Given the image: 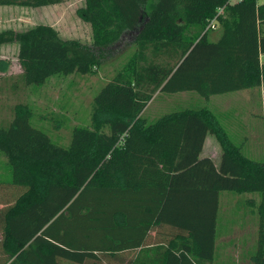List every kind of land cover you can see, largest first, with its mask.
I'll use <instances>...</instances> for the list:
<instances>
[{
  "label": "trees",
  "instance_id": "obj_1",
  "mask_svg": "<svg viewBox=\"0 0 264 264\" xmlns=\"http://www.w3.org/2000/svg\"><path fill=\"white\" fill-rule=\"evenodd\" d=\"M79 12L91 46L49 24L0 30V45L17 44L21 80L38 85L94 72L104 48L135 34L133 52L93 96L90 124L74 125L67 146L32 126L28 109L0 123L9 174L0 183L21 187L0 208V264H215L217 238L234 222H220L221 191L257 195L247 200L257 223L249 259L264 264V155L250 157L205 105L260 88L264 123V0H84ZM182 91L204 104L143 116L157 93ZM207 134L220 147L217 165L200 156Z\"/></svg>",
  "mask_w": 264,
  "mask_h": 264
},
{
  "label": "rangeland",
  "instance_id": "obj_2",
  "mask_svg": "<svg viewBox=\"0 0 264 264\" xmlns=\"http://www.w3.org/2000/svg\"><path fill=\"white\" fill-rule=\"evenodd\" d=\"M83 4L84 0H61L57 4L38 7L0 5V30H23L38 23L49 24L61 38L78 39L91 46L90 25L79 12ZM131 34L103 49L100 64L94 68V72L51 76L39 85L25 84L21 80L17 44L0 45V123H8L17 110L28 109L32 126L46 132L56 143L67 146L74 125L90 124L93 96L133 52L135 34ZM218 35V27L209 31L210 39H216ZM262 96L261 89L255 88L215 94L205 100V105L213 109L225 125L229 124L235 130L237 126L240 129L245 127L242 129L244 133L248 129L249 140L243 143L244 151L257 160L263 159L264 155ZM203 101L189 91L160 92L147 103L143 116L153 120L182 106L203 105ZM245 143L253 146H245ZM205 155L210 156L215 165L218 164L220 147L210 134L200 152V156ZM4 168L5 157L0 153V177L6 179L9 174L6 171L4 173ZM19 191L21 187L0 183V208L6 205L5 202L13 200ZM248 198L257 201L256 194L220 192V222L228 224L231 219L234 222L228 227L227 233L217 238L215 264H251L249 251L255 241L257 223L256 208L248 206ZM177 264L189 262L181 260Z\"/></svg>",
  "mask_w": 264,
  "mask_h": 264
},
{
  "label": "crops",
  "instance_id": "obj_3",
  "mask_svg": "<svg viewBox=\"0 0 264 264\" xmlns=\"http://www.w3.org/2000/svg\"><path fill=\"white\" fill-rule=\"evenodd\" d=\"M182 92H187V91H182ZM160 93V92H159ZM159 93H157V94H159ZM177 93H181V92H177ZM191 93H193V92H191ZM156 94V95H157ZM194 94V93H193ZM156 95H154V96H156ZM182 108H184V106H182ZM179 109H181V108H179ZM176 110H178V109H176ZM229 129H230V132L235 136V140L236 141H241L242 142V145H243V143H244V141L246 142V141H248L249 140V137L247 136V131H248V129L246 128V133H244L243 131H242V129H245V127L244 128H242V129H240L238 126L236 127V130H235V128H232V126L231 125H229ZM208 135V134H207ZM207 135L205 136V138H204V142H203V146H204V143L206 142V139H207ZM210 135H213V134H210ZM214 136V135H213ZM215 137V136H214ZM216 139V138H215ZM252 140H253V138H251ZM217 141V140H216ZM218 143V142H217ZM203 146H202V148H203ZM245 146H253V144H248V143H245ZM202 151V150H201ZM205 156H208V155H205ZM208 157H210V156H208ZM211 158V157H210ZM219 158H220V155H219ZM212 159V158H211ZM213 161V160H212ZM214 162V161H213ZM219 162V161H218Z\"/></svg>",
  "mask_w": 264,
  "mask_h": 264
},
{
  "label": "built area",
  "instance_id": "obj_4",
  "mask_svg": "<svg viewBox=\"0 0 264 264\" xmlns=\"http://www.w3.org/2000/svg\"><path fill=\"white\" fill-rule=\"evenodd\" d=\"M221 11V8L219 9V12ZM207 27H209V28H214L215 27V21L214 20H211L210 22H209V24H208V26Z\"/></svg>",
  "mask_w": 264,
  "mask_h": 264
}]
</instances>
